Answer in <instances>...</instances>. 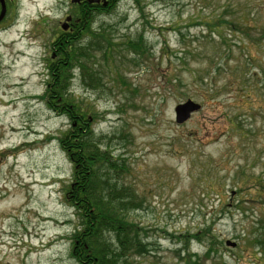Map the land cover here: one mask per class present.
Instances as JSON below:
<instances>
[{
  "label": "rangeland",
  "instance_id": "1",
  "mask_svg": "<svg viewBox=\"0 0 264 264\" xmlns=\"http://www.w3.org/2000/svg\"><path fill=\"white\" fill-rule=\"evenodd\" d=\"M15 4L0 30V264H76L69 120L45 100L71 3ZM80 44L93 82L74 69L67 91L143 202L129 212L146 245L133 264H264V0H117ZM187 99L200 109L178 125Z\"/></svg>",
  "mask_w": 264,
  "mask_h": 264
},
{
  "label": "trees",
  "instance_id": "2",
  "mask_svg": "<svg viewBox=\"0 0 264 264\" xmlns=\"http://www.w3.org/2000/svg\"><path fill=\"white\" fill-rule=\"evenodd\" d=\"M110 1L112 9L117 0ZM94 15L85 17L86 23L82 15H77L81 19L76 30L52 42L56 54L47 67L49 80L45 100L53 112L69 120L68 129L61 132L58 141L72 166L65 192V201L73 208L77 221L70 238L71 258L76 264H133V258L146 252V245L138 226L129 219V212L142 208L143 202L123 182L128 173L123 156L115 155L99 142L89 121L92 117L67 91L74 69L81 71L85 86H90L87 80L93 82L92 73L95 72L89 63L94 56L88 54L87 46L82 47L80 38ZM91 36L99 38L95 34ZM101 37V40L106 39ZM100 41H93L91 48L101 50ZM126 46L132 49L133 43ZM103 55L107 59L106 54ZM190 257L194 260L192 264H199L194 259L195 254Z\"/></svg>",
  "mask_w": 264,
  "mask_h": 264
},
{
  "label": "flooded vegetation",
  "instance_id": "3",
  "mask_svg": "<svg viewBox=\"0 0 264 264\" xmlns=\"http://www.w3.org/2000/svg\"><path fill=\"white\" fill-rule=\"evenodd\" d=\"M104 2L106 4L105 6L103 5ZM14 5H17L15 4V0H0V15H2L0 21V30H3L9 26L7 25V22L12 9L14 8ZM111 5L112 3L110 0H99V3L93 4H90L89 0H81L80 3L71 5V8L64 14L63 18L57 22V27L54 31L53 38L57 40L61 35L73 33V31L76 30L77 26H79L78 20L81 19V17H77V15H82L84 19L83 23H86L85 17H87L88 19L89 14L106 12L110 9ZM66 18H70V20L64 23V21L67 20ZM64 25H66L65 29L62 28ZM50 50L51 53L56 54V48L53 45H51Z\"/></svg>",
  "mask_w": 264,
  "mask_h": 264
},
{
  "label": "water",
  "instance_id": "4",
  "mask_svg": "<svg viewBox=\"0 0 264 264\" xmlns=\"http://www.w3.org/2000/svg\"><path fill=\"white\" fill-rule=\"evenodd\" d=\"M81 0H71V3H80ZM89 3L93 4V3H99V0H89ZM103 5L105 6V2L103 3ZM2 18V15H0V20ZM69 20V18L67 19V21ZM63 29L66 28V25H64L62 27ZM200 109V105L193 102L190 99H187L184 103L179 104L175 107L174 109V117H175V122L178 125H181L183 123H185L191 116L192 113L197 112ZM226 246L229 247H235L236 243L234 242H230V241H226L225 242Z\"/></svg>",
  "mask_w": 264,
  "mask_h": 264
},
{
  "label": "bare ground",
  "instance_id": "5",
  "mask_svg": "<svg viewBox=\"0 0 264 264\" xmlns=\"http://www.w3.org/2000/svg\"><path fill=\"white\" fill-rule=\"evenodd\" d=\"M5 218V217H4ZM6 219V218H5ZM50 220V219H49ZM34 262L36 261L35 259L33 260Z\"/></svg>",
  "mask_w": 264,
  "mask_h": 264
}]
</instances>
